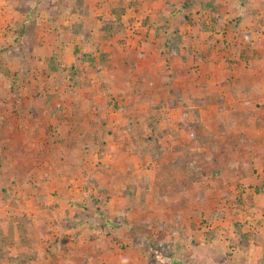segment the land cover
<instances>
[{
  "label": "crops",
  "instance_id": "1",
  "mask_svg": "<svg viewBox=\"0 0 264 264\" xmlns=\"http://www.w3.org/2000/svg\"><path fill=\"white\" fill-rule=\"evenodd\" d=\"M76 1L84 15L55 4L45 79L23 87L40 96L0 98V144L19 146L0 166L3 231L20 229L40 264L258 258L251 240L225 259L199 221L218 201L207 184L219 195L223 176L254 184L264 169V0Z\"/></svg>",
  "mask_w": 264,
  "mask_h": 264
},
{
  "label": "rangeland",
  "instance_id": "2",
  "mask_svg": "<svg viewBox=\"0 0 264 264\" xmlns=\"http://www.w3.org/2000/svg\"><path fill=\"white\" fill-rule=\"evenodd\" d=\"M72 1H75V6L78 5L79 14L84 15L81 3L76 0H0V98L2 96L5 99L13 98L14 104L12 100L8 102L9 108L14 106L12 110L16 108L17 103L22 104L21 99L25 97L26 92L33 91L34 94L36 93V97L40 96V90L23 87L29 80L37 83L45 79V67L42 61L51 53L50 50H53L51 45L53 46L54 33L57 31V23L53 24L52 18L56 16L55 14L59 11L58 8L60 9L59 14L68 15L69 7L63 6H68ZM55 4L58 8H55ZM96 11L97 9L94 13ZM76 26L74 25V28L78 33L79 29ZM70 37L68 36V39ZM92 50L94 49L92 48ZM55 59L56 54L53 53L51 60L55 62ZM5 105L6 103L0 104V107L4 108ZM109 107L110 111H118L119 108V106L111 108L112 105ZM18 127L19 124L15 125L14 128ZM12 132L16 133L15 130ZM18 147L0 144V166H8L14 161V153L18 151ZM263 153H255L251 157L256 160L257 156L259 155L261 158ZM193 170L192 168L190 172ZM215 171L217 173V170H214V173ZM248 171H252V168ZM210 172L211 170L205 168L201 174L208 176L211 175ZM253 172L256 176V183L254 184L247 182L248 179L240 178L235 182L236 176H234V183L232 182V184L229 182V178L223 176L227 183L220 184L221 193L219 195H214L215 185L207 184L205 188V192L210 197L213 195L218 201L208 199L204 202L207 213L199 223L205 224V226H213L212 230H205L206 241L211 239L222 241L225 246L223 249L225 259H230V256H233L235 245L244 246L245 242L251 240L256 241L259 246H261L259 242L264 244V169L260 170L259 167ZM193 176L197 177L196 175ZM208 178L213 181V177ZM153 220V217L145 218L144 226H150L154 223ZM217 226H221V233H217ZM3 230L4 227L0 226L1 264H40L41 259L36 256L38 252L37 248L34 247L35 244L32 245L26 237H21L20 229L15 231L13 229ZM14 238L17 241H10ZM52 248L53 245L47 251L51 259L50 263L54 261L53 256L55 254L52 252ZM162 250L166 253L165 249ZM12 254L16 256L13 257ZM42 256L43 254H41V258ZM257 257L250 260L238 258L237 261L238 264H264V253H259ZM103 259L107 261L108 256Z\"/></svg>",
  "mask_w": 264,
  "mask_h": 264
},
{
  "label": "trees",
  "instance_id": "3",
  "mask_svg": "<svg viewBox=\"0 0 264 264\" xmlns=\"http://www.w3.org/2000/svg\"><path fill=\"white\" fill-rule=\"evenodd\" d=\"M175 46H176V43L174 42ZM83 59L85 60H89L91 58V56L89 54H86V53H83L82 56H81ZM91 60V59H90ZM12 256H16L14 254H12Z\"/></svg>",
  "mask_w": 264,
  "mask_h": 264
}]
</instances>
